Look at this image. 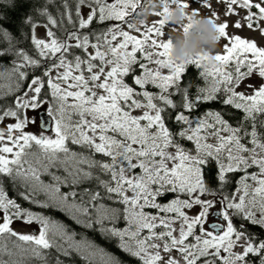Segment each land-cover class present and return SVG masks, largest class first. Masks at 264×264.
<instances>
[{"label": "snow or ice", "instance_id": "snow-or-ice-1", "mask_svg": "<svg viewBox=\"0 0 264 264\" xmlns=\"http://www.w3.org/2000/svg\"><path fill=\"white\" fill-rule=\"evenodd\" d=\"M218 2L226 5L225 16L235 14L234 6L248 10L246 25L237 19L234 27L264 34L258 23L264 22V0ZM7 3L17 6L16 0ZM171 5L193 15L203 7L218 16L208 0H159L161 10L153 14L163 17ZM142 6L141 0H45L35 12L46 22L28 15L23 23L30 34L21 33L23 39L4 27L9 18L0 14V43H6L0 48V100L12 97L0 104V123L14 119L0 128V264H30L32 258L49 264V249L65 257L75 252L87 264H129L87 238L76 240L65 224L22 207L6 187L29 204L63 212L114 240L135 264H256L251 257L264 264V239L247 230L264 228V46L230 36V25L220 22L225 43L211 57V70L204 68L208 56L177 65L162 18L142 24L143 31L132 22ZM151 6L157 8L155 0ZM105 22L112 23L91 27ZM25 40L30 49L21 46ZM6 56L10 67L3 63ZM190 65L204 68L199 75L207 85L194 94L191 81L183 80ZM252 75L262 84L245 83L237 91ZM221 97L223 105L240 111L235 123L221 111L192 116L201 102ZM29 109L37 114L29 117ZM30 123L37 132L25 130ZM213 162L214 176L207 172ZM166 195L171 198L159 202ZM194 206L199 211L190 215L186 210ZM14 221L35 222L39 232H18ZM55 264L63 261L57 257Z\"/></svg>", "mask_w": 264, "mask_h": 264}, {"label": "trees", "instance_id": "trees-1", "mask_svg": "<svg viewBox=\"0 0 264 264\" xmlns=\"http://www.w3.org/2000/svg\"><path fill=\"white\" fill-rule=\"evenodd\" d=\"M71 3V0H70ZM17 6L15 8L10 7L9 4L7 3V0H5L4 3H0V14H5L8 16V21L5 22L4 27L8 28L9 31L13 33L14 36H17L18 38L23 39L21 36V33H29V26L25 25L23 23L24 19L28 15H32L34 19L36 20H41L45 21L46 19L43 17H39L35 9L36 8H41L45 4V0H16ZM49 11L52 12L54 16H57L56 13V5L51 4L48 5ZM86 9V8H85ZM88 10V9H87ZM248 11V10H247ZM252 11H256L255 9H252ZM58 18V16H57ZM66 23V21H65ZM112 22H105L104 25H92L91 27L96 28V27H105L109 26ZM23 47L29 48L30 49V40H25L24 44L21 45ZM6 47V43H0V48ZM10 57H4L3 58V63L5 66L10 67ZM214 63H206L204 62V68H207L211 70L212 66ZM204 68L201 69H196L194 66H189L186 70V75L184 76L183 80L184 83L187 84L189 81L192 83V89L190 94H194L196 87L201 86V87H207L205 84L204 78L200 77L199 72L203 71ZM39 74V73H37ZM247 77H245L246 79ZM261 84H262V79ZM128 82L131 83V77L128 78ZM209 83H211V80L209 78ZM239 85H236V90ZM151 87V86H148ZM220 95V94H218ZM222 98L218 99L216 101H209V102H201L200 106L193 110L192 116H200L203 115L205 112L212 110V111H221L225 118L229 120L230 123H235V119L241 115L239 110L231 108V106H226L222 104ZM12 102V97H5L4 100H0V104H5V102ZM170 128H172L173 131H178L179 130V125L175 124H170ZM185 147L192 149L194 148V145L190 141L182 140L180 141ZM250 171H257V169L253 168L250 169ZM207 172L214 176L216 173V167L214 162L212 163L211 167L207 169ZM239 173L236 174L235 176H232L231 179L233 183L228 185V190L229 191H234L236 188L235 180L238 179ZM43 179H46V181L49 180V177H43ZM213 186H215V182H213ZM6 190L9 192L10 197L16 198L17 202L21 204L22 207L24 208H29L31 211L40 213L46 216H49L52 220L58 221L60 223L65 224L69 231H75L77 233L75 239L76 240H81L84 238H87L91 241H93L95 244L99 245L100 247L105 248L107 251H110L112 253H115L117 256H119L122 260L129 262V264H135L134 261L130 260V258L122 253L116 246H115V241L112 239H106L103 236L99 234L98 231L93 230V229H87L84 228L80 225H77L74 221L70 220L63 212L56 211L53 209H42L38 207L37 205L34 204H29L26 201H23L22 198H20L17 194L15 189H12L11 187H6ZM63 191H67V189H63ZM171 198L170 195H166L162 198H159V202L164 203L167 202ZM38 199H43V197H38ZM152 213H155L156 210H150ZM237 224L241 223L242 221L239 219H236L235 221ZM118 227H123L124 222L120 221V223L117 225ZM248 231L252 232L254 236H256L258 239H264V228H261L260 226H252L248 225L247 228ZM14 240L15 238H11ZM191 239V238H190ZM5 243L8 244V246L11 248V242L10 241H5ZM47 254H49V264H55V260L57 257L63 261V264H87L86 261H84L78 254L75 252H72L69 256L65 257L62 254L56 252L55 249H49L45 250ZM15 259H18L19 257H14ZM4 260H8L9 257L5 254L3 256ZM252 260L256 261V264H259V261L256 257H251ZM30 264H40V261L36 260L35 258H32L30 261Z\"/></svg>", "mask_w": 264, "mask_h": 264}, {"label": "clouds", "instance_id": "clouds-1", "mask_svg": "<svg viewBox=\"0 0 264 264\" xmlns=\"http://www.w3.org/2000/svg\"><path fill=\"white\" fill-rule=\"evenodd\" d=\"M154 10L149 0L140 7L132 22L136 26L145 24ZM162 19L170 29L167 37L171 40L170 58L173 63L187 64L197 56H208L209 59L205 62L214 63L211 57L214 56L221 39L215 20L205 15H193L189 9L179 5H171Z\"/></svg>", "mask_w": 264, "mask_h": 264}, {"label": "rangeland", "instance_id": "rangeland-1", "mask_svg": "<svg viewBox=\"0 0 264 264\" xmlns=\"http://www.w3.org/2000/svg\"><path fill=\"white\" fill-rule=\"evenodd\" d=\"M149 0H141L142 5L148 3ZM155 2L157 3V8L155 9V11H160L161 9L159 8V0H155ZM208 2L212 5V10H215L218 13L217 17H212L211 16V10L205 9V8H200V14L199 15H205L213 20H215L217 23L220 22H227L230 26L226 29V32L231 36V35H239L241 38H251L254 40V42L258 43V45L260 46H264V34H262L261 32H259L256 29L253 30H249L246 26L241 27L240 29H237L236 27L233 26V22L236 21L237 19H241L242 24L246 25V22L243 21L242 17L246 14L247 9H241L239 6H234V12L235 14H229L228 16H225V10H226V5L224 3H220L218 2V0H208ZM258 2V0H257ZM195 7V5H193V8ZM140 8H138L137 11H139ZM87 9H83V12H87ZM189 11L191 12L192 9H189ZM162 17H157L153 14L149 16L148 18V22L145 23L144 26H151L152 23H154L155 21H157L158 19H161ZM262 27H264V22H258ZM125 27V30H128ZM137 27H141V30H144L143 26H137ZM169 27L168 26H164L163 28V32L165 34L164 38H167V33L169 32ZM131 34L133 35H139V33H136L135 31L129 30ZM45 32V29L43 27H38L37 28V34L38 35H43ZM120 38L118 37L117 40H119ZM116 43V42H113ZM225 43V39L221 38L220 39V44L219 47L217 48L215 54L221 53L222 52V48L221 46ZM91 51V49H90ZM164 74H167V70H161ZM253 84L256 86H260L261 85V80L258 77V75H252L250 79L246 78L244 79V81L238 86L237 91H243V87L244 84ZM252 90L249 89L247 94H251ZM26 114L29 117H33L35 116L37 113L34 112L33 110L29 109L27 110ZM135 114L139 115L141 114L139 111H137ZM9 123H14V119L13 118H5V120L0 123V128H6V125ZM26 131H31V132H37L38 128H37V124L35 123H30L27 128L25 129ZM209 143H215L214 139H210L208 141ZM50 179V178H49ZM46 181V179H45ZM47 182V181H46ZM249 183H252L251 181H249ZM255 186V185H253ZM63 191V188H62ZM205 198H211V197H205ZM219 208V205H217V209ZM150 210H154V209H148V211ZM190 215H194L199 211V206H194L191 210H186ZM151 212V211H150ZM211 217H210V221H211ZM178 227V224L176 225ZM207 223L205 224V227L207 228ZM39 224H36L35 222H33L31 225H25L22 223V221H14L12 224V228L18 232H25V233H29L31 234L33 231H35L36 234H38L39 232ZM241 249L237 248L236 251H240ZM165 255V259H167V255ZM172 256H174L175 258L179 259V256L177 255V253L173 252L171 253ZM181 264H183V262L181 261Z\"/></svg>", "mask_w": 264, "mask_h": 264}]
</instances>
